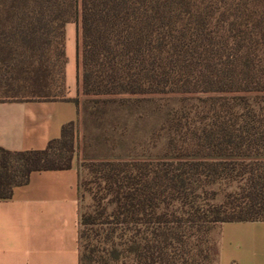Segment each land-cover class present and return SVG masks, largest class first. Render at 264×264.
<instances>
[{
	"label": "trees",
	"instance_id": "16d2710c",
	"mask_svg": "<svg viewBox=\"0 0 264 264\" xmlns=\"http://www.w3.org/2000/svg\"><path fill=\"white\" fill-rule=\"evenodd\" d=\"M68 23L84 96L196 100L165 158L82 165L78 264H215L214 228L264 221V0H0V101L69 99ZM74 127L0 147V199L71 168Z\"/></svg>",
	"mask_w": 264,
	"mask_h": 264
},
{
	"label": "crops",
	"instance_id": "0c3cea01",
	"mask_svg": "<svg viewBox=\"0 0 264 264\" xmlns=\"http://www.w3.org/2000/svg\"><path fill=\"white\" fill-rule=\"evenodd\" d=\"M65 28V81L68 100L0 101V147L8 151L43 150L60 137L62 126L76 123L72 101L77 82L78 26ZM79 175L77 164L31 172L10 198L0 199V264H78ZM215 264H264V221L227 222L220 227Z\"/></svg>",
	"mask_w": 264,
	"mask_h": 264
},
{
	"label": "rangeland",
	"instance_id": "374dc122",
	"mask_svg": "<svg viewBox=\"0 0 264 264\" xmlns=\"http://www.w3.org/2000/svg\"><path fill=\"white\" fill-rule=\"evenodd\" d=\"M68 27L70 46L76 49L71 33L74 24ZM76 98L79 115L74 127L72 160L77 164L79 183L86 173L82 165L88 161L165 158L171 153L170 139L178 135L174 124L185 123V112L191 111L196 101L178 94L84 96L80 89ZM89 202L88 197L79 198L82 207ZM211 237L217 252L219 227L214 228Z\"/></svg>",
	"mask_w": 264,
	"mask_h": 264
}]
</instances>
